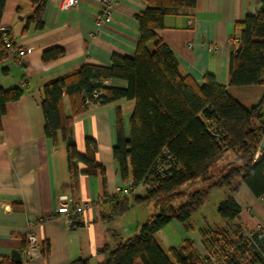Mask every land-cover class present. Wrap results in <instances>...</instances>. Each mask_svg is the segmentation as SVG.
I'll use <instances>...</instances> for the list:
<instances>
[{
	"label": "trees",
	"instance_id": "1",
	"mask_svg": "<svg viewBox=\"0 0 264 264\" xmlns=\"http://www.w3.org/2000/svg\"><path fill=\"white\" fill-rule=\"evenodd\" d=\"M6 1L0 0V30ZM24 1L34 6L26 19L24 34L32 26L43 29L46 1ZM144 1L146 10L136 17L139 40L133 58L114 55L110 67L86 64L43 88L45 135L54 145L59 141L65 144L71 175L76 174L79 164L86 167V175L102 178L106 175L97 162L96 140H86L85 155L78 152L72 128L74 118L92 105H107L121 99L136 103L129 140L123 136L118 112L114 159L122 178L131 176L134 190L145 186L146 194L120 192L112 197L109 219L122 217L135 205H153L154 214L135 236L120 240L114 249L106 247L103 252L106 258L101 264H212L213 261L264 264V228L251 232V238L245 237L243 225L237 222L241 208L234 198L239 179L256 198L264 197V157L255 161L264 140V96L257 106L247 109L213 75H206L204 83L199 85L192 76L181 72L176 56L156 31L164 27L167 16L194 10L196 0ZM236 28L238 47L230 56L229 86L264 85V0H258L256 13L247 15ZM10 55L6 38L1 35L0 63ZM64 55V49L57 47L45 51L42 58L45 63H51ZM112 80L125 81L128 87H111L108 82ZM26 91L24 87L0 90V130L6 105L21 100ZM95 93L99 94L98 98L94 97ZM65 97L70 100L72 116L65 114ZM229 151L238 153L235 162L226 166L206 187L190 188ZM215 188H227L229 192L218 208L225 224L208 225L201 230L200 242L207 254L202 255L189 237L179 247L164 250L156 234L174 222L185 233L191 231L193 214L208 201ZM27 247L26 240L22 252ZM0 264L24 263L2 258ZM72 264L88 262L79 260Z\"/></svg>",
	"mask_w": 264,
	"mask_h": 264
},
{
	"label": "crops",
	"instance_id": "2",
	"mask_svg": "<svg viewBox=\"0 0 264 264\" xmlns=\"http://www.w3.org/2000/svg\"><path fill=\"white\" fill-rule=\"evenodd\" d=\"M45 1L41 30L32 26L24 34L26 19L34 11V6L24 0H7L1 20L6 41L13 40L16 47L27 49V55L19 63L16 54L10 52L9 58L0 63V90L24 87L27 91L21 100L6 105L0 130V259L12 258L13 252H19L24 264H72L79 260L101 264L106 258L103 253L106 247L114 249L120 240L131 238L126 236L133 228L137 234L154 214V210L150 214L137 212V221L125 226L130 211L125 214L127 217L109 219L111 198L117 196L118 188L132 186V177L124 180L114 159L118 112L123 136L129 140L136 103L121 99L107 105H92L74 118L72 128L78 152L85 155L86 140H96L97 162L106 175L105 178L86 175L82 164L71 175L65 144L59 141L54 145L45 135L43 88L86 64L110 67L114 55L133 58L139 40L136 17L147 5L144 0H115L111 21L99 26L103 0H80L69 11L62 10L58 0ZM257 2L196 0L194 10L167 16L164 27L156 31L176 56L182 73L192 76L199 85L204 83L206 75H213L247 109L257 106L264 96V85L229 86V62L231 53L238 47L236 24L256 13ZM57 47L64 49L65 55L45 63L43 53ZM108 85L128 87L122 80L109 81ZM64 107L65 114L72 116L68 97L64 98ZM238 156L235 151H229L197 183L206 179L205 183L214 181ZM262 157L264 151L259 147L255 161ZM146 189L140 186L134 194L144 196ZM225 189L224 197L229 192ZM235 189L234 198L241 208L237 222L249 233L264 228V197L256 198L242 179L236 182ZM65 196L73 197L77 204H92L73 229L56 213L59 199ZM224 224L222 220L219 225ZM28 233L37 236L40 251L25 261L22 250ZM194 243L202 255L207 254L202 243L195 239Z\"/></svg>",
	"mask_w": 264,
	"mask_h": 264
},
{
	"label": "rangeland",
	"instance_id": "3",
	"mask_svg": "<svg viewBox=\"0 0 264 264\" xmlns=\"http://www.w3.org/2000/svg\"><path fill=\"white\" fill-rule=\"evenodd\" d=\"M26 54H27V49H26ZM260 147H261V145H260ZM208 181H209V179H208ZM205 182H207V179L204 181L203 180L200 181V183H196V184L192 185L190 188L191 189H197V188H202L204 186L206 187L208 183H205ZM224 192H226L225 188L212 189V191L210 192L208 201L197 212H195L193 214L192 221H191V223L193 224V228L188 233H185L183 231V227L181 225L175 223V222L169 224L163 230L158 232L156 234L155 238L158 241V243L161 245V247L167 251L172 247H179L182 244L183 240L186 239V237H189L192 240L195 239V240H197V242L199 241V243L201 244V242H200L201 230L203 228H206V226H208V225L214 226V225H219L222 223V218L220 217V215L218 213V208H219L220 203L226 197V196L225 197L223 196ZM65 197H70V196H65ZM74 202L77 204L75 199H74ZM151 210H154L153 205H149V206L144 205V206H138V207L133 206L130 210L131 213H130L129 217H127V215H125L127 217V219H126L127 222L124 221V226L126 224H129L130 222H134V221L136 222L137 221V218H135L137 212H139V213L143 212L144 214L149 212V214H150L152 212ZM126 217H124V218H126ZM135 234H136V228H133V232L128 233L126 237H133V236H135ZM214 262L215 261H213L212 264ZM215 263L217 264V262H215Z\"/></svg>",
	"mask_w": 264,
	"mask_h": 264
},
{
	"label": "built area",
	"instance_id": "4",
	"mask_svg": "<svg viewBox=\"0 0 264 264\" xmlns=\"http://www.w3.org/2000/svg\"><path fill=\"white\" fill-rule=\"evenodd\" d=\"M60 2V8L65 11L72 10L79 5L80 0H58ZM115 0H103V13L99 20V26L109 23L113 17V8ZM7 47L10 52L16 54V61L23 63L26 57V49L18 48L14 43L7 41ZM99 94L95 93L94 97L98 98ZM123 192L125 195H130L134 192V188L131 186L128 189L118 188V193ZM92 208L91 203L76 204L72 197H62L58 201V207L56 213L62 216L69 229L77 227L79 223V217L82 216L87 210ZM242 234L251 238L252 233L247 232L245 229L242 230ZM28 247L24 252L25 261L36 257L40 251L39 241L33 233H28L26 236Z\"/></svg>",
	"mask_w": 264,
	"mask_h": 264
},
{
	"label": "water",
	"instance_id": "5",
	"mask_svg": "<svg viewBox=\"0 0 264 264\" xmlns=\"http://www.w3.org/2000/svg\"><path fill=\"white\" fill-rule=\"evenodd\" d=\"M4 34L3 30H0V36ZM261 150L264 151V140L261 144ZM12 258L14 259L15 262L17 263H22V256L19 252H13Z\"/></svg>",
	"mask_w": 264,
	"mask_h": 264
}]
</instances>
